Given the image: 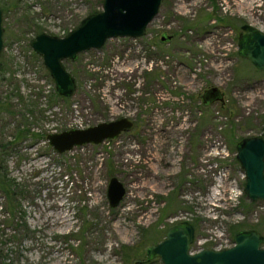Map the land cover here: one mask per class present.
<instances>
[{"label": "rangeland", "instance_id": "rangeland-1", "mask_svg": "<svg viewBox=\"0 0 264 264\" xmlns=\"http://www.w3.org/2000/svg\"><path fill=\"white\" fill-rule=\"evenodd\" d=\"M1 6L0 96L13 113L0 112V155L18 186L10 206L0 195V264H162L144 263L146 249L183 220L195 228L192 251L230 247L238 230L264 234V200L245 194L235 157L240 138L264 137V70L237 53L241 24L264 32V0H162L144 35L108 38L64 60L76 80L67 99L54 95L30 41L37 30L64 36L102 0ZM164 32L172 37L161 40ZM213 86L224 101L203 104ZM122 116L133 128L99 144L59 154L46 139L54 127ZM36 124L40 140L31 135ZM111 176L126 188L114 208Z\"/></svg>", "mask_w": 264, "mask_h": 264}, {"label": "water", "instance_id": "water-1", "mask_svg": "<svg viewBox=\"0 0 264 264\" xmlns=\"http://www.w3.org/2000/svg\"><path fill=\"white\" fill-rule=\"evenodd\" d=\"M162 0H102V9L84 16L79 24L64 36L38 33L30 45L41 56L54 81L56 91L71 96L76 89L74 76L65 68L63 60H73L82 51L100 48L108 38H137L145 34L147 25L157 14ZM2 9L0 8V53L3 48ZM237 53L259 70H264V32L249 23L240 26ZM171 35H163L162 40ZM223 92L213 86L201 94L203 104L224 101ZM127 117L101 121L84 128H69L46 135L56 153H63L83 144H99L118 137L132 128ZM236 159L244 170V192L253 201L264 200V137L245 136L236 143ZM126 194V188L116 177L107 184L109 206L114 208ZM194 226L187 220L171 224L164 238L149 246V258H159L162 264H264V235L256 229L240 230L233 245L223 249L203 248L192 251Z\"/></svg>", "mask_w": 264, "mask_h": 264}, {"label": "flooded vegetation", "instance_id": "flooded-vegetation-1", "mask_svg": "<svg viewBox=\"0 0 264 264\" xmlns=\"http://www.w3.org/2000/svg\"><path fill=\"white\" fill-rule=\"evenodd\" d=\"M243 24H245V23H243ZM242 25V24H241ZM240 25V26H241ZM243 33V31H241V29H240V32L238 33V36L240 35V34H242ZM66 35V34H65ZM163 35H165V32H164V34H162L161 35V38H162V36ZM162 40V39H161ZM31 41H32V39H31ZM31 41H30V43H31ZM31 46V45H30ZM40 56V55H39ZM41 57V56H40ZM76 59V58H75ZM65 60H67V59H65ZM70 60V59H69ZM74 60V59H73ZM43 62V61H42ZM63 62H64V60H63ZM28 64V63H27ZM64 64V63H63ZM30 65H31V63H30ZM45 67V66H44ZM1 70H3L1 67H0V71ZM0 80L1 81H6V79L5 78H0ZM76 81V80H75ZM54 86H55V84H54ZM54 89H55V87H54ZM17 89H15V91H16ZM204 92V91H203ZM223 92V91H222ZM11 95H16L15 94V92H13ZM54 95L55 96H57L58 98H61V99H67V98H69V97H71V96H62V95H60L57 91H56V89H55V93H54ZM223 95H224V92H223ZM60 96H62V97H60ZM201 97V96H200ZM9 99H10V96H9ZM8 99V100H9ZM203 103V102H202ZM8 107V108H7ZM10 109V104L8 103V101H7V98L6 97H1L0 96V112H6V113H13L12 111H10L9 110ZM32 110H30V111H28V112H31ZM69 113H70V111H69ZM122 117H127V116H122ZM128 119H130L131 121H132V128H133V126H134V122H133V120L131 119V118H129V117H127ZM36 122H37V120H36ZM33 124V123H32ZM39 126V124H36L35 126H33L32 127V129H34L35 127H36V130H35V132H33V133H31V135L33 136V135H35V139H38V140H40L41 139V137L43 136V131L42 130H40V128L38 127ZM131 128V129H132ZM66 129H69V128H66ZM130 129V130H131ZM62 130H64V129H62ZM129 130V131H130ZM27 132H28V130H26ZM52 131H54V132H58V131H61V130H58L56 127H54V128H52ZM11 132H13V131H11ZM128 132V131H127ZM18 133L19 132H14V135H13V139H15L16 138V136L18 135ZM123 133V132H122ZM12 134V133H11ZM48 134V133H47ZM46 134V135H47ZM239 141V140H238ZM48 142V141H47ZM237 143V142H236ZM12 144H14V142H12V141H8V145H9V148L11 149V145ZM235 147H236V144H235ZM203 150V145H202V143H197V145H196V159H198L199 158V156H200V153H201V151ZM166 156V152L165 153H163V158ZM236 157V156H235ZM190 159L191 160V163L192 164H194L195 165V167H191V169H195V168H198V166H199V164H198V161L197 160H195V162H193L192 161V156H188L187 157V159ZM163 163H164V160H163ZM183 164L185 165V161L183 162ZM160 166H162V163H160ZM168 166V165H167ZM167 167H166V165L164 164V169H166ZM179 222H181V221H179ZM179 222H176V223H179ZM176 223H174V224H176ZM195 229V228H194ZM257 230V229H256ZM259 231V230H258ZM264 235V234H263ZM156 244V243H155ZM147 255V254H146ZM152 259L153 258H149L148 257V255H147V258L145 259V261H144V263H149V262H151L152 261Z\"/></svg>", "mask_w": 264, "mask_h": 264}, {"label": "trees", "instance_id": "trees-1", "mask_svg": "<svg viewBox=\"0 0 264 264\" xmlns=\"http://www.w3.org/2000/svg\"><path fill=\"white\" fill-rule=\"evenodd\" d=\"M0 8L2 9V12H5L7 10V8L3 7V6H1ZM41 32H42V30H37L36 34L41 33ZM60 97H62V96H60ZM18 134H19L18 137H21L20 133H18ZM14 186L17 187L18 184H15L14 179H12L10 177L8 169H7L5 163L2 160V156L0 155V195L3 197V199H4L3 201H4V203H6V205H9V203H10L9 199H13V195H15V193L13 192V189H12V187H14ZM11 210H12L11 211V215L13 214L12 216L14 217V215H16V213H13V209L12 208H11ZM11 229L14 232H16V230H17L15 227L11 228ZM239 231L240 230H238L237 232H239ZM0 253H1V250H0ZM0 256H1V254H0ZM1 264H4V263L1 262Z\"/></svg>", "mask_w": 264, "mask_h": 264}]
</instances>
